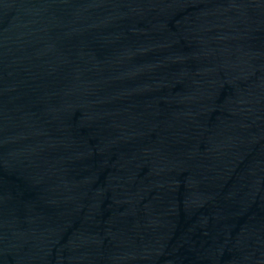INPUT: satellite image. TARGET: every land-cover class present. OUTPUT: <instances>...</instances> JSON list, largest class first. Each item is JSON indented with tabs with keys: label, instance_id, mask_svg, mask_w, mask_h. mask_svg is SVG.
Listing matches in <instances>:
<instances>
[{
	"label": "water",
	"instance_id": "obj_1",
	"mask_svg": "<svg viewBox=\"0 0 264 264\" xmlns=\"http://www.w3.org/2000/svg\"><path fill=\"white\" fill-rule=\"evenodd\" d=\"M0 264H264V0H0Z\"/></svg>",
	"mask_w": 264,
	"mask_h": 264
}]
</instances>
